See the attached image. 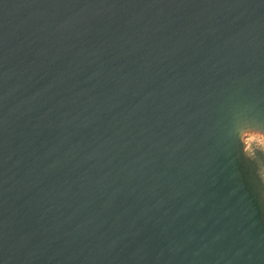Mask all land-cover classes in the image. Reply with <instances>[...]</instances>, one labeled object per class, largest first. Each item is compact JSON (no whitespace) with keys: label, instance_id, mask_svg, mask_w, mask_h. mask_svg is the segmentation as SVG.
<instances>
[{"label":"water","instance_id":"95a60500","mask_svg":"<svg viewBox=\"0 0 264 264\" xmlns=\"http://www.w3.org/2000/svg\"><path fill=\"white\" fill-rule=\"evenodd\" d=\"M264 0L0 2V264H264Z\"/></svg>","mask_w":264,"mask_h":264},{"label":"trees","instance_id":"16d2710c","mask_svg":"<svg viewBox=\"0 0 264 264\" xmlns=\"http://www.w3.org/2000/svg\"><path fill=\"white\" fill-rule=\"evenodd\" d=\"M245 164L249 180L260 193V205L264 213V198L262 194L264 192V150L253 148L251 151H246Z\"/></svg>","mask_w":264,"mask_h":264},{"label":"rangeland","instance_id":"374dc122","mask_svg":"<svg viewBox=\"0 0 264 264\" xmlns=\"http://www.w3.org/2000/svg\"><path fill=\"white\" fill-rule=\"evenodd\" d=\"M253 148H261L264 150V142L261 141V140H257V139H254V140H251V149ZM245 151H249V142L248 144H246V150Z\"/></svg>","mask_w":264,"mask_h":264},{"label":"clouds","instance_id":"9594fccd","mask_svg":"<svg viewBox=\"0 0 264 264\" xmlns=\"http://www.w3.org/2000/svg\"><path fill=\"white\" fill-rule=\"evenodd\" d=\"M249 151H251V140L249 141Z\"/></svg>","mask_w":264,"mask_h":264},{"label":"flooded vegetation","instance_id":"af4514ba","mask_svg":"<svg viewBox=\"0 0 264 264\" xmlns=\"http://www.w3.org/2000/svg\"><path fill=\"white\" fill-rule=\"evenodd\" d=\"M262 194H263V198H264V192H262Z\"/></svg>","mask_w":264,"mask_h":264},{"label":"snow or ice","instance_id":"6c2138e0","mask_svg":"<svg viewBox=\"0 0 264 264\" xmlns=\"http://www.w3.org/2000/svg\"><path fill=\"white\" fill-rule=\"evenodd\" d=\"M0 2H2V0H0Z\"/></svg>","mask_w":264,"mask_h":264}]
</instances>
